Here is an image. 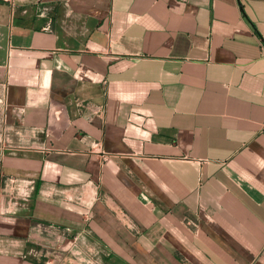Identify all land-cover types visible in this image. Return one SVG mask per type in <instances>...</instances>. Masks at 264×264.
Returning a JSON list of instances; mask_svg holds the SVG:
<instances>
[{
  "label": "crops",
  "instance_id": "crops-1",
  "mask_svg": "<svg viewBox=\"0 0 264 264\" xmlns=\"http://www.w3.org/2000/svg\"><path fill=\"white\" fill-rule=\"evenodd\" d=\"M264 0H0V264H264Z\"/></svg>",
  "mask_w": 264,
  "mask_h": 264
},
{
  "label": "built area",
  "instance_id": "built-area-1",
  "mask_svg": "<svg viewBox=\"0 0 264 264\" xmlns=\"http://www.w3.org/2000/svg\"><path fill=\"white\" fill-rule=\"evenodd\" d=\"M263 131H264V125H263Z\"/></svg>",
  "mask_w": 264,
  "mask_h": 264
}]
</instances>
